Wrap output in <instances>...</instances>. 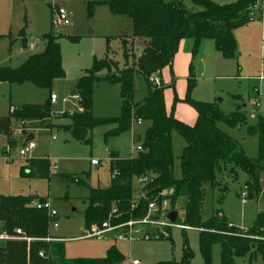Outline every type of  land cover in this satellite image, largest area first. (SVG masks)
Here are the masks:
<instances>
[{
    "label": "trees",
    "instance_id": "16d2710c",
    "mask_svg": "<svg viewBox=\"0 0 264 264\" xmlns=\"http://www.w3.org/2000/svg\"><path fill=\"white\" fill-rule=\"evenodd\" d=\"M198 11H190L180 0H110L91 2L88 11L96 5H106L117 16L127 17L132 21L133 38L144 45L142 54L130 57L126 44L123 43L126 67L119 70L117 64L108 60L94 59L91 69L79 78L74 94L80 96L78 102L81 112L66 115L71 121L64 129L80 143L91 145L92 132L98 126L115 124L116 128L107 137L119 136L129 131L138 121H151L142 142V152L134 159L121 160L112 154L110 171L118 175L111 180L107 188H89L84 215L85 228L102 224L115 208L116 223H123L131 218L143 217L146 205L138 212H133L132 183L135 177L147 172L157 174L153 188L160 192L173 189L174 205L180 197H187L184 222L181 224L200 233V248L206 264H211L212 247H221V264H235L237 258L260 253L264 256V245L251 240L249 236L264 237V212L259 214L252 229L243 234L239 228L228 221L221 210L203 221L201 216L204 200V186L208 183L219 188L218 178L228 173L236 180L239 171L248 176L246 183L249 197L254 198L261 190V174L264 173V117H260L249 133L258 136V158L249 159L237 141L219 128L223 123L231 129H241L246 124L245 114L236 111L226 115L218 104L196 102L191 98L196 88V78L191 71L188 81L187 97L184 103L191 105L198 114L194 126H187L178 121L173 112L168 115L164 103L165 86L153 88L150 77L166 68H172L174 58L182 41L192 44L191 54L195 58L205 40L215 41L218 52L227 60L237 58V42L234 31L247 26L249 13L254 5L264 0H236L232 4L218 5L211 0H191ZM57 5L54 6V9ZM46 50L40 55L28 58L19 69H0V83L9 85L31 84L40 89L50 90L54 81L63 79L61 45L53 33L44 37ZM110 74L104 79L111 85L120 88L122 114L117 119L95 118L94 88L102 80L101 72ZM116 70V74L111 72ZM143 78L148 84L146 99L134 103V82ZM74 96V95H73ZM179 100L176 98L175 103ZM51 101L43 106H24L0 119L5 135L9 136L12 122L30 120L47 121L54 118ZM177 133L185 142L180 156L181 179L173 178L174 156L172 134ZM51 162L47 159L30 160L22 168L23 178H51ZM66 181L87 185L79 178L62 176ZM223 190V189H222ZM48 199L35 200L32 197L0 196V225L9 231L21 228L34 239H46L49 236V217L46 211L28 208L35 201L45 202ZM221 198L219 199V201ZM171 234V232H170ZM171 236L169 237V239ZM46 258H40V252ZM253 251V252H252ZM190 255L186 248V257ZM264 258V257H263ZM125 258L115 246L108 249L104 259L66 258L65 243H47L35 241L29 247L26 243L11 242L0 251V264H120Z\"/></svg>",
    "mask_w": 264,
    "mask_h": 264
},
{
    "label": "rangeland",
    "instance_id": "374dc122",
    "mask_svg": "<svg viewBox=\"0 0 264 264\" xmlns=\"http://www.w3.org/2000/svg\"><path fill=\"white\" fill-rule=\"evenodd\" d=\"M101 0H0V69H19L25 61L46 50L44 37L53 33L59 38L61 45L63 68L66 76L55 81L50 90L40 89L32 85H9L0 83V119L10 117L11 107L19 109L24 106H43L49 102L51 95L58 98L57 104L52 106L54 118L47 121L30 120L26 122L23 134L33 133L36 148L29 152L26 159L21 158L23 147L29 143L28 137L17 138L20 124L12 125L9 138L2 132L0 125V196L4 197H32L35 200L49 199L59 213L57 223L59 229L53 231L54 236L65 240L66 258L76 259H104L111 246L125 258L120 264H206L200 248V231L184 230L174 227L171 229V238L161 240H133L115 241V234L107 239H82L85 230L84 215L88 206L86 199L89 188L107 185L111 181L109 166L112 154L119 158L130 159L137 156V147L143 142V132L133 141V133L146 129L136 125L125 133L107 137V134L116 128L115 124L96 127L92 132V144L86 145L73 138L64 128L71 124L66 115L79 111L78 102L74 99L77 78L83 72L91 69L94 59H108L117 64L119 70L126 67L123 43L126 44L130 60L140 56L144 45L133 37L132 21L127 17L114 15L108 6L96 5L92 12L88 11L91 2ZM110 1V0H103ZM188 10L198 11L191 0H180ZM218 5H228L233 0H211ZM233 1V2H232ZM232 2V3H231ZM66 9L70 16V25H58L54 6ZM264 34V21L249 23L243 29L236 30L238 37L237 48L239 54L238 64L234 63L235 72L225 73L222 90L228 84L240 87V91L248 107L242 112L246 116V124L241 129H229L220 126L227 134L238 142L246 156L251 160L258 158V136L251 135L249 129L255 126L260 117H264V105L253 108V90L257 84H264V52L261 61L257 64L254 58L249 57V46L254 44L255 38ZM252 42V43H251ZM239 44V45H238ZM263 46V42L261 43ZM241 63L245 67L244 80L232 83L238 75ZM116 70L111 72L116 74ZM110 73L104 70L99 74L102 78L94 88L93 115L95 118L117 119L122 114L121 94L104 79ZM242 76V73L239 75ZM260 76L263 79H260ZM233 77V78H231ZM258 77V78H256ZM218 82V83H220ZM240 82V85L238 84ZM207 82H203L199 95L205 91ZM148 84L143 78H136L134 82V103L138 104L146 99ZM224 96H219L218 100ZM193 99V98H192ZM194 100V99H193ZM225 101L229 102L226 98ZM227 107L234 109V104ZM15 110V109H14ZM230 111V109L228 110ZM232 111L231 113H233ZM254 115V117H253ZM27 128V129H26ZM174 134L172 142L174 166L173 178L181 179L180 156L185 147L184 140ZM13 136V139H11ZM53 137L55 139L53 140ZM176 138V139H175ZM9 139V140H8ZM9 141L15 145L9 148ZM50 160L52 164L51 178H23L22 168L28 166L30 160ZM92 160H99L101 166L93 167ZM62 176L79 178L87 185H79L74 181H66ZM261 192L254 198H242L244 188L247 186L248 176L239 171L236 180L228 173L218 178L219 188L208 183L204 186V200L201 216L208 221L216 210H221L228 221L243 234L252 229L259 214L264 212V173L261 174ZM104 188V187H102ZM223 189V190H222ZM133 199L142 197L138 180L132 183ZM221 200L219 201V199ZM172 212L178 213L177 223H183L187 205V197H180L174 205ZM157 231L156 228H147ZM170 231V229H169ZM255 242L264 245V237L249 236ZM186 248L190 255L186 257ZM253 252V251H252ZM264 256L257 253L243 258H237L235 264H264ZM221 247L216 244L212 247L211 264H221Z\"/></svg>",
    "mask_w": 264,
    "mask_h": 264
},
{
    "label": "crops",
    "instance_id": "0c3cea01",
    "mask_svg": "<svg viewBox=\"0 0 264 264\" xmlns=\"http://www.w3.org/2000/svg\"><path fill=\"white\" fill-rule=\"evenodd\" d=\"M101 1H103V0H101ZM233 1H236V0H233ZM255 22H257V21H255ZM243 28L244 27H242L240 29H243ZM237 30H239V29H237ZM235 32H236V30L234 31V37H235ZM261 35L262 34H259V36H257L255 38L254 44H251L248 49L250 52L249 57L254 58L256 64L258 62L260 63V61H261L260 69L262 70L261 66H262V50L263 49H262L261 43L263 41H262ZM131 38H133V37L131 36ZM236 38L238 40L237 35H236ZM238 43H239V40H238ZM191 51H192V44L190 42L182 41L180 43L178 52L174 58L172 68H166L160 74V79L162 81V84H163V86L166 87L165 91H164V103H165V107H166V111H167L168 115L173 112L174 117L178 121H180L181 123H183L187 126H194L196 124L197 119H198V114H197L196 110L191 105L184 103V100L187 97L188 81H189L190 76H191V71H193V74H194V76L196 78V82H197L196 88L193 90V92L191 94V98H193L194 101L207 103V104H218L226 115L231 114L232 111L242 112V105H243V109H246L249 105H248V103H246V100L242 96L241 91H240V87H236V84L235 85L228 84V86L227 87L225 86V89L222 90L221 86L224 84H222V82H220V81H223L225 78H228L225 76L226 72H228V71H230L232 73L235 72V68H234L233 64L234 63L238 64V60H239L238 48H237V58L234 60L225 59L222 56V54L220 52H218V50L216 48L215 41H213V40L203 41L202 45L200 47V51L195 58H193ZM245 72L246 71H245L244 64L241 63V68H238V75L235 76L236 79H234V81H232V83H235L238 80H240V81L244 80L245 77H243V75H245ZM84 73L85 72H83V74L79 75V77L77 78V81L79 80V78L81 76L84 75ZM241 73H242V76H239ZM65 76H66V73H65ZM231 78H233V77H231ZM256 78H258V77H256ZM260 79H263V77L260 76ZM58 80H62V79H58ZM58 80H56V81H58ZM203 82H207V86L205 87V91L203 92V94L199 95L198 91H199ZM218 82H220V83H218ZM238 84L240 85V82H238ZM24 85H31V84H24ZM114 87L120 93V88L116 85H114ZM219 96H224V99L221 98L218 100ZM176 98L179 100L178 103H175ZM226 98L229 99V102L225 101ZM253 99H255V100H253L252 102L257 101L259 103L258 108L261 107V105H260L261 101L263 102L262 104L264 105V84H262V82L257 84L256 87H254ZM121 102H122V100H121ZM227 103H229L230 106L233 103L235 110L231 109V107H227ZM56 104H52V106L56 105ZM78 107H79V104H78ZM253 108L255 109V107H253ZM11 109L17 110L16 108H13V107H11ZM229 109H230V111H228ZM81 111L82 110L79 108L78 112H81ZM10 114H12L11 110H10ZM253 117H254V115H253ZM26 122H24V124L22 125L21 121L20 122H14L13 121L12 122V129H11L12 132L14 131L13 126L15 123L22 125V128L24 130L26 127ZM136 123H134L133 125L135 126ZM144 123L147 124L146 129H144V130L140 129V131H138V132L135 131V133H133V131H132L134 142L136 141L137 137L139 136V134H137V133L143 132V138H144L145 133L152 126L151 121H141V122H138L137 125H141V127H142ZM220 125H221V123L218 125L219 128L227 134L228 132H226L224 129H222V127ZM223 125H225V124H223ZM225 127H227V126L225 125ZM229 129H231V128H229ZM9 137L10 136H7V138H9ZM16 137L17 138L28 137V141H33L35 143L33 133H30L29 135H26V136L24 135L23 137H19L17 135ZM174 137H175L174 134H172V142L174 140ZM11 139H13V136ZM10 145H11V147L14 146L15 142L9 141V146ZM117 157L119 158L118 154H117ZM135 157L130 158V159H134ZM119 159L129 160V159H123V158H119ZM111 161H112V158H111ZM99 166H101V163H100V165L93 166V167H99ZM51 171H52V168H51ZM109 171H110V166H109ZM110 177H111L110 179L112 180L111 171H110ZM110 184H111V181L107 185L98 186L97 188H102V187L107 188L110 186ZM97 188H95V189H97ZM53 237L65 240L64 238L59 237V236L53 235Z\"/></svg>",
    "mask_w": 264,
    "mask_h": 264
},
{
    "label": "built area",
    "instance_id": "2783aa9c",
    "mask_svg": "<svg viewBox=\"0 0 264 264\" xmlns=\"http://www.w3.org/2000/svg\"><path fill=\"white\" fill-rule=\"evenodd\" d=\"M55 15L57 17L56 23L58 25L69 26L70 25V16L69 12L58 6L55 8ZM264 21V1L254 5L249 13V22L253 23L255 21ZM264 52V37H263V46ZM161 72H157L150 77V83L153 88H161L162 81L160 79ZM74 99L79 102L80 96L74 94ZM51 104H56L58 98L55 95L50 97ZM253 107L258 108L259 103L257 101L252 102ZM14 109H11V113H14ZM141 122V121H138ZM22 125L24 122L21 123ZM24 130L21 128L18 132L19 137H23ZM55 137H53V140ZM10 146L8 150H10ZM36 148V144L33 141L27 143L20 155L21 158L26 159L29 152L33 151ZM142 145H138L137 152H142ZM99 160H92L91 165L98 166L100 165ZM118 175V172L112 174V179ZM157 174L152 172H147L141 176H137L134 180H138V183L141 187L142 197L138 200L132 199L131 209L133 212H138L141 207L146 205L145 215L143 217L131 218L130 220L123 223H116V215L118 213L117 209H113L108 217L102 224H94L88 228H85L84 235L82 239H107L108 235L115 234L116 241H126L133 240L134 238H141L145 240H161L167 239L171 236V229L174 227L182 228L184 230H191L193 228L183 226L180 223H172L168 218L169 214L172 213V198L175 194L173 189H165L160 192L153 188L157 181ZM249 197V190L246 186L244 192L242 193V198L246 200ZM28 208H34L37 210L46 211L49 217V236L46 239H34L29 237L26 232L21 228H15L13 231H9L3 227V224L0 225V251L5 249L7 245L11 242H20L26 243L28 247L35 241H45L47 243L55 242H64L62 239L53 237L52 232L59 229V224L57 219L59 213L54 209L50 200L45 202L35 201L27 206ZM179 218V217H178ZM178 220V219H177ZM156 228L157 231L147 229V228ZM170 229V231H169ZM40 258L45 259L46 253L44 251L40 252ZM132 264H140L138 261H133Z\"/></svg>",
    "mask_w": 264,
    "mask_h": 264
},
{
    "label": "water",
    "instance_id": "95a60500",
    "mask_svg": "<svg viewBox=\"0 0 264 264\" xmlns=\"http://www.w3.org/2000/svg\"><path fill=\"white\" fill-rule=\"evenodd\" d=\"M168 218L170 219V221L172 223H176L177 219H178V213L177 212H172L169 214Z\"/></svg>",
    "mask_w": 264,
    "mask_h": 264
}]
</instances>
